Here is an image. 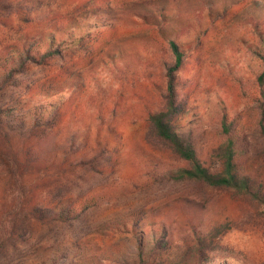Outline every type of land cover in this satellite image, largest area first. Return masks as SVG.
<instances>
[{"label":"rangeland","instance_id":"obj_1","mask_svg":"<svg viewBox=\"0 0 264 264\" xmlns=\"http://www.w3.org/2000/svg\"><path fill=\"white\" fill-rule=\"evenodd\" d=\"M10 4L14 9H0L3 56L25 46L44 54L53 42L62 44L58 30L67 31V41L68 34L83 39L70 49L62 44L61 55L44 63H28L0 91V113L7 111L0 120V264H129L137 260V239L146 238L148 250L154 234L168 243L153 264H264V205L234 190L166 179L186 163L149 120L163 104L175 40L187 52L179 73L181 129L210 166L225 140L222 119L235 120L247 137L240 163L264 190L257 81L264 64L256 54L264 55V0ZM70 19L77 23L71 30ZM58 101L55 126L13 130L15 122L31 124L34 106ZM60 196L73 198L82 212L77 222L34 221L18 244L8 243L15 210L53 207ZM200 239L214 241L208 260L198 263Z\"/></svg>","mask_w":264,"mask_h":264},{"label":"trees","instance_id":"obj_2","mask_svg":"<svg viewBox=\"0 0 264 264\" xmlns=\"http://www.w3.org/2000/svg\"><path fill=\"white\" fill-rule=\"evenodd\" d=\"M10 2L11 0H6L5 2L0 1V9L3 7L9 10L14 9ZM93 20L95 21L94 15L91 21ZM70 24V30L77 25L76 21L72 19H70ZM57 33L62 36V44L69 43L68 49L76 47L83 39L68 34V38L71 39L67 41V31L58 30ZM261 39L264 43V34L261 35ZM53 41H55L54 37ZM62 44L57 47L53 42L48 47L47 52L39 56L33 55L32 47L28 46H25L24 50L18 51V54L11 56V58L3 56L4 53H0V61H2L0 64V91L11 81L13 74L21 73L28 63L41 64L53 58L55 55H61L63 51L61 49ZM169 45L173 61L165 67V87L161 92L163 104L161 108L150 113L149 120L157 138L166 143L186 163V166L170 171L166 174V179L179 182H196L212 188L234 190L236 193L250 197L252 200L264 205V190L245 172L244 167L240 163V159L247 153V137L238 128L235 120H229L227 117L222 119L220 126L225 140L215 149L213 155L215 161L210 166L200 160L192 134L183 132L181 129L179 121L181 120L180 117H182V114L185 113V110L179 95V73L185 65L187 52L175 40H170ZM256 54L263 60L264 64V55L259 51ZM257 81L260 87H262V96L264 97V72L258 76ZM62 105V101H58L57 104H49L48 106H44V104L34 106L31 109V124L28 123V120L23 122L18 121L15 122L16 124H14L13 130L19 132L21 129V132L31 133L41 125H44L46 128L55 126L59 122V109ZM40 112L41 114H39ZM5 113H7L6 110H1L0 120ZM260 127V136L264 141V118L260 121ZM50 203L53 204V207L47 208L35 205L33 207L19 209L18 211L15 210L14 213L18 218H16V221L18 222L16 223L13 234L9 238L6 237L8 243L11 245L18 244L23 236V234L19 235V232L25 231L27 227L24 225L27 226L34 221H53L69 224L77 222L82 215V212H79L75 208L73 198L70 196H60ZM86 209L85 207L84 211ZM132 221L134 225H137V219L134 218ZM123 223V227H127L126 222ZM215 233L216 236L220 234V232ZM200 240L198 249L194 252L198 263L208 260L207 248L213 247L212 244L214 241L213 239L211 244L207 246L203 243L202 239ZM145 241L146 238L144 240L141 236L137 239V260L129 264H153L150 258L155 259L153 258L154 253H161L167 250L166 245L168 242L165 238V242L157 240V234H154L150 241L148 239L150 244L154 243L148 250ZM74 244L76 243L74 242ZM68 250L71 252L72 249L66 248L63 255L66 254L68 256Z\"/></svg>","mask_w":264,"mask_h":264}]
</instances>
